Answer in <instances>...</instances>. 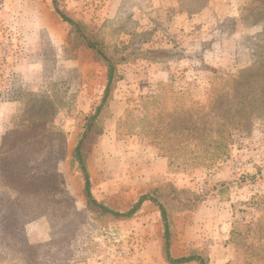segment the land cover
<instances>
[{
    "label": "rangeland",
    "instance_id": "374dc122",
    "mask_svg": "<svg viewBox=\"0 0 264 264\" xmlns=\"http://www.w3.org/2000/svg\"><path fill=\"white\" fill-rule=\"evenodd\" d=\"M261 5L0 0V264H168L154 205L126 220L100 214L69 168L105 68L55 8L123 59L82 147L94 199L124 212L169 184L200 194L194 211L172 214V256L264 264V116L232 117L234 83L264 61ZM203 125L204 137L179 129Z\"/></svg>",
    "mask_w": 264,
    "mask_h": 264
},
{
    "label": "trees",
    "instance_id": "16d2710c",
    "mask_svg": "<svg viewBox=\"0 0 264 264\" xmlns=\"http://www.w3.org/2000/svg\"><path fill=\"white\" fill-rule=\"evenodd\" d=\"M258 1L264 3V0ZM251 8H253L251 10H255L254 8H257V5H255V7L251 6ZM262 9H264L263 6L260 7L261 11ZM55 12L61 22L68 24L72 28L71 33L76 35V37L81 40L83 45L93 53L94 60L100 66H103L105 68V86L100 98V102L95 107V109L90 112L85 118L84 124L81 127V131L77 136L75 146L71 152L69 161L70 170L74 174H77L81 179L82 190L85 195L87 204L94 210L99 211L100 214L110 216L116 220H126L135 217L144 203H150L154 205L159 212L161 224V248L166 263L206 264V259L195 254L183 257H173L171 254V238L173 231L172 214L194 211L197 208L198 204L203 201L200 194L190 193L186 190H178L169 184L163 188H154L148 193L139 196L131 206V208L124 212L112 210L106 205L94 199L91 193L90 175L86 167L85 157L82 153V147L85 139L92 132L95 122H100L103 115L107 112V99L112 92L114 84L117 80H119L117 67L123 61V59L121 58L120 60H116L114 58L115 54L110 53L101 41L87 38L82 33L83 27L79 23H76L73 20L67 18L61 11H58L57 8H55ZM233 89L240 90L237 93V96L239 97L238 99L240 103V105L238 106H241L235 107V110L232 113L233 118H238L239 115H244L243 119H246L250 115L264 116V61H262V59L253 61L252 65L248 69H245L244 72L239 75L236 82L234 83ZM208 103H210V97ZM215 103L213 102V106L215 105ZM221 106L222 103L219 104V107H217V109H220ZM175 119H173L172 122ZM170 125L171 123L167 125L166 129H168V131L174 132L177 130V128L172 126L170 128ZM224 126L225 125L223 124L217 129L222 135L221 139L224 138ZM179 129L186 135H191L192 137L195 135L199 136V134L203 135L204 137L205 134L208 133V131H211L207 129L206 125H203L201 127L181 126ZM215 144L216 145H213V147L216 151V154L212 156L214 157V159H217V152L219 151L218 147L221 143ZM225 146L226 144L224 143V147ZM220 186H222V184H220Z\"/></svg>",
    "mask_w": 264,
    "mask_h": 264
},
{
    "label": "crops",
    "instance_id": "0c3cea01",
    "mask_svg": "<svg viewBox=\"0 0 264 264\" xmlns=\"http://www.w3.org/2000/svg\"><path fill=\"white\" fill-rule=\"evenodd\" d=\"M194 17V16H193Z\"/></svg>",
    "mask_w": 264,
    "mask_h": 264
}]
</instances>
